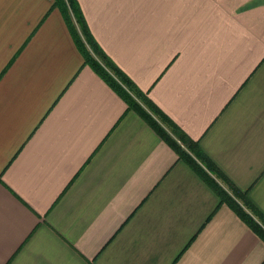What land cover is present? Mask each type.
Returning a JSON list of instances; mask_svg holds the SVG:
<instances>
[{"label":"crops","instance_id":"0c3cea01","mask_svg":"<svg viewBox=\"0 0 264 264\" xmlns=\"http://www.w3.org/2000/svg\"><path fill=\"white\" fill-rule=\"evenodd\" d=\"M78 1L264 212V0ZM54 2L0 0V264H264V239L84 63Z\"/></svg>","mask_w":264,"mask_h":264},{"label":"trees","instance_id":"16d2710c","mask_svg":"<svg viewBox=\"0 0 264 264\" xmlns=\"http://www.w3.org/2000/svg\"><path fill=\"white\" fill-rule=\"evenodd\" d=\"M76 44L90 65L264 239V212L106 53L92 34L78 0H55Z\"/></svg>","mask_w":264,"mask_h":264}]
</instances>
